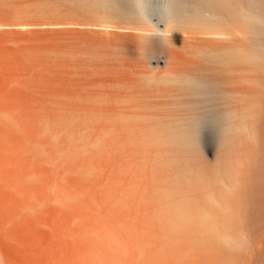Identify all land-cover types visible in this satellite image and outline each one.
I'll use <instances>...</instances> for the list:
<instances>
[{
  "label": "bare ground",
  "instance_id": "obj_1",
  "mask_svg": "<svg viewBox=\"0 0 264 264\" xmlns=\"http://www.w3.org/2000/svg\"><path fill=\"white\" fill-rule=\"evenodd\" d=\"M0 264H264V0H0Z\"/></svg>",
  "mask_w": 264,
  "mask_h": 264
}]
</instances>
